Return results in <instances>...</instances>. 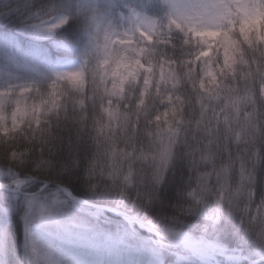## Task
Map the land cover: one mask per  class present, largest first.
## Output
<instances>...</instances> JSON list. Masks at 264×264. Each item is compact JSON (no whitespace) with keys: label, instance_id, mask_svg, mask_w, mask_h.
Masks as SVG:
<instances>
[{"label":"clouds","instance_id":"clouds-1","mask_svg":"<svg viewBox=\"0 0 264 264\" xmlns=\"http://www.w3.org/2000/svg\"><path fill=\"white\" fill-rule=\"evenodd\" d=\"M0 27V264H264V0H0Z\"/></svg>","mask_w":264,"mask_h":264},{"label":"trees","instance_id":"trees-1","mask_svg":"<svg viewBox=\"0 0 264 264\" xmlns=\"http://www.w3.org/2000/svg\"><path fill=\"white\" fill-rule=\"evenodd\" d=\"M5 28L4 27H0V32H4ZM18 221V217H16L15 215L13 216V222L14 224Z\"/></svg>","mask_w":264,"mask_h":264}]
</instances>
